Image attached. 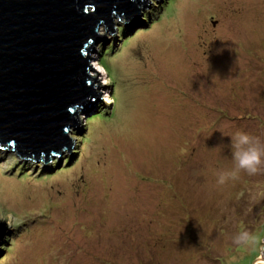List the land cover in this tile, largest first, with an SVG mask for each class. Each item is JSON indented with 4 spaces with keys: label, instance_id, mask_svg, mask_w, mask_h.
<instances>
[{
    "label": "rangeland",
    "instance_id": "rangeland-1",
    "mask_svg": "<svg viewBox=\"0 0 264 264\" xmlns=\"http://www.w3.org/2000/svg\"><path fill=\"white\" fill-rule=\"evenodd\" d=\"M104 48L72 153L0 147V264H264L233 242L264 237V174L215 175L230 135L264 137V0H165Z\"/></svg>",
    "mask_w": 264,
    "mask_h": 264
},
{
    "label": "water",
    "instance_id": "water-1",
    "mask_svg": "<svg viewBox=\"0 0 264 264\" xmlns=\"http://www.w3.org/2000/svg\"><path fill=\"white\" fill-rule=\"evenodd\" d=\"M164 1L0 0V147L44 163L64 148L72 153L74 115L100 98L103 43L117 44L118 28L125 36L148 24ZM8 229L0 220V239Z\"/></svg>",
    "mask_w": 264,
    "mask_h": 264
},
{
    "label": "clouds",
    "instance_id": "clouds-1",
    "mask_svg": "<svg viewBox=\"0 0 264 264\" xmlns=\"http://www.w3.org/2000/svg\"><path fill=\"white\" fill-rule=\"evenodd\" d=\"M230 137L233 167L215 173L217 184L223 186L230 181L236 182L242 173L248 176L264 174V137L240 130ZM233 242L252 251H256L257 246L261 244L258 236L246 230L238 232L233 237ZM234 260L235 258H232L229 264H233Z\"/></svg>",
    "mask_w": 264,
    "mask_h": 264
},
{
    "label": "trees",
    "instance_id": "trees-1",
    "mask_svg": "<svg viewBox=\"0 0 264 264\" xmlns=\"http://www.w3.org/2000/svg\"><path fill=\"white\" fill-rule=\"evenodd\" d=\"M160 16V15H159ZM158 16V17H159ZM118 30H119V34H120V38L123 36V32H122V29L121 28H118ZM105 50H103L102 51V53H100V55H101V59H103L104 58V56L107 54V52H110V51H108L109 49H107V48H104ZM112 98L114 97V101L116 102V104L118 105L119 103H120V98H121V94H119V92L118 91H114L113 93H112V96H111ZM116 108V106L114 107V108H112L111 110H110V112L109 113H103V111L100 109V108H97V109H95V110H97V111H95V113H93V114H91L90 115V117L88 118V121H90V120H94V122H96V123H99V122H103V123H105V122H107V121H110V119L112 118V116L113 115H116L117 114V109H115ZM120 110V109H119ZM117 111V112H116ZM95 114V115H94ZM87 121V120H86ZM87 124V123H86ZM86 137V135H84V136H82L80 139H84ZM76 152V150L74 151V153ZM19 165H21V167H22V170L24 169V167L26 166V165H24V164H19ZM52 166V165H51ZM50 168V167H49ZM48 168V169H49ZM24 172V171H23ZM43 176H46V175H42L41 177H43ZM49 176V174L47 175V177ZM46 177V178H47ZM14 232H17V230H15ZM16 234V233H15ZM10 241V240H9ZM261 246V245H260Z\"/></svg>",
    "mask_w": 264,
    "mask_h": 264
},
{
    "label": "bare ground",
    "instance_id": "bare-ground-1",
    "mask_svg": "<svg viewBox=\"0 0 264 264\" xmlns=\"http://www.w3.org/2000/svg\"><path fill=\"white\" fill-rule=\"evenodd\" d=\"M260 261H261L262 263H264V258H263V257H261V258H260Z\"/></svg>",
    "mask_w": 264,
    "mask_h": 264
}]
</instances>
